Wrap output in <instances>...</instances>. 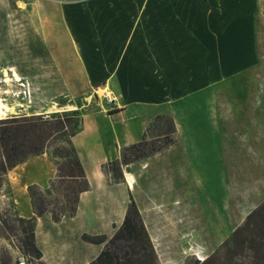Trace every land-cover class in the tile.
Instances as JSON below:
<instances>
[{
    "label": "rangeland",
    "instance_id": "374dc122",
    "mask_svg": "<svg viewBox=\"0 0 264 264\" xmlns=\"http://www.w3.org/2000/svg\"><path fill=\"white\" fill-rule=\"evenodd\" d=\"M61 14L60 5L45 0H0V132L3 119L31 116L43 105H75L68 110L82 112V126L85 113L103 110L105 92L97 89L105 86H68L66 81L62 86L55 79L52 64H60L64 53L70 58L66 39L55 35L63 27ZM257 43L255 68L151 121L137 150L127 151L131 159L138 154L143 158L120 169L113 162L122 159L127 145L98 152L87 147V130L78 133L73 143L91 189L82 194L74 217L58 222L49 214L37 217L35 244L41 258L29 247L35 213L28 187L46 186L56 175L51 150L60 142L51 140L44 153L30 154L8 172L0 171V251L8 250L14 264L22 254L31 255L33 264H87L103 244L88 242L83 235L110 237L131 198L142 211L159 264H196L218 249L264 200V0H259ZM110 106L105 113L118 110ZM192 127L208 133L191 135L186 130Z\"/></svg>",
    "mask_w": 264,
    "mask_h": 264
},
{
    "label": "crops",
    "instance_id": "0c3cea01",
    "mask_svg": "<svg viewBox=\"0 0 264 264\" xmlns=\"http://www.w3.org/2000/svg\"><path fill=\"white\" fill-rule=\"evenodd\" d=\"M45 1L60 5L63 27L55 35L69 48L70 58L64 53L52 64L57 83L109 86L117 95V111L105 113L112 109L105 100L101 112L84 114L79 134L87 130L86 145L98 152L137 143L157 115L258 64L259 0ZM68 108L76 106L43 105L31 115Z\"/></svg>",
    "mask_w": 264,
    "mask_h": 264
},
{
    "label": "trees",
    "instance_id": "16d2710c",
    "mask_svg": "<svg viewBox=\"0 0 264 264\" xmlns=\"http://www.w3.org/2000/svg\"><path fill=\"white\" fill-rule=\"evenodd\" d=\"M82 121L79 109L54 112L48 116H15L2 121L4 126L0 132V171L4 173L24 161L28 155L47 151L51 147V140L60 142L51 150L56 175L46 186L31 184L28 187L35 213L30 220L29 247L38 258L43 255L35 244L37 217L49 214L56 222L65 217H74L82 193L91 189L90 179L73 143V137L82 129ZM139 145L140 143H133L125 146L122 159L113 163L121 169L122 164L143 158L144 154H138L133 159L127 156V151H136ZM20 151L22 156H19ZM3 218L0 213V223ZM83 238L94 244H103L98 255L87 264H159L142 211L133 198L121 224L110 237L106 234L85 233ZM0 264H14L13 256L6 249L0 251ZM196 264H264V200L247 213L243 223L233 230L218 249Z\"/></svg>",
    "mask_w": 264,
    "mask_h": 264
},
{
    "label": "built area",
    "instance_id": "2783aa9c",
    "mask_svg": "<svg viewBox=\"0 0 264 264\" xmlns=\"http://www.w3.org/2000/svg\"><path fill=\"white\" fill-rule=\"evenodd\" d=\"M105 98L109 104L117 105V96L114 94L113 91L105 92ZM32 256L29 254H22L18 260L16 261V264H33Z\"/></svg>",
    "mask_w": 264,
    "mask_h": 264
},
{
    "label": "bare ground",
    "instance_id": "6f19581e",
    "mask_svg": "<svg viewBox=\"0 0 264 264\" xmlns=\"http://www.w3.org/2000/svg\"><path fill=\"white\" fill-rule=\"evenodd\" d=\"M106 89H107V87L105 86V87H103V88H100V87H98V91L100 92V93H104V92H106ZM91 99V96H89L88 97V100H90ZM52 106V105H51ZM63 107V106H62ZM72 107H74V106H72ZM50 110H55L54 108H52V109H50ZM66 110V109H65ZM68 110V109H67ZM71 110V109H70ZM0 111H3L1 108H0ZM58 111V110H57ZM56 112V111H55ZM5 115V114H4Z\"/></svg>",
    "mask_w": 264,
    "mask_h": 264
}]
</instances>
